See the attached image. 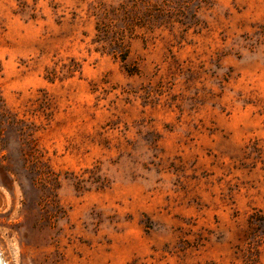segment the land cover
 <instances>
[{"label":"rangeland","instance_id":"1","mask_svg":"<svg viewBox=\"0 0 264 264\" xmlns=\"http://www.w3.org/2000/svg\"><path fill=\"white\" fill-rule=\"evenodd\" d=\"M125 1L0 0V98L59 181L0 135L2 259L264 264V0H188L197 27L142 22L122 62L93 41Z\"/></svg>","mask_w":264,"mask_h":264},{"label":"trees","instance_id":"2","mask_svg":"<svg viewBox=\"0 0 264 264\" xmlns=\"http://www.w3.org/2000/svg\"><path fill=\"white\" fill-rule=\"evenodd\" d=\"M188 3H190L188 0H155L154 3H144V0H127L108 11L99 9L100 16H98L96 24L97 34L93 42L106 44L107 53L115 58H120L124 62L127 57V49L121 37L124 33H132L136 27H141L142 22L146 21L152 30L161 27L172 28L174 22H179L186 29L197 27L199 23L196 9L199 7L190 6ZM186 15H190L191 22L189 24L183 22L181 18H186ZM198 31L195 30V32ZM128 73L133 75L130 70H128ZM49 74L53 76H48V80L53 81L55 72H49ZM8 129L17 132L20 139H22V149L20 150L23 160L22 169L25 173L32 175L30 177L32 185L38 184L43 189L52 192L53 189L57 188L59 181L50 167L41 160V155L35 149L33 140L29 138L34 131L32 124H26L22 120L16 119L14 114L4 108L3 101L0 98V135ZM9 171L19 177L18 170L10 167ZM90 172L93 174L91 183L100 181V176L97 175L99 173L98 167H94ZM107 184L106 178H103L99 182L98 188L103 189ZM260 212L256 215H260Z\"/></svg>","mask_w":264,"mask_h":264},{"label":"flooded vegetation","instance_id":"3","mask_svg":"<svg viewBox=\"0 0 264 264\" xmlns=\"http://www.w3.org/2000/svg\"><path fill=\"white\" fill-rule=\"evenodd\" d=\"M0 264H5V261H4V259H2V256H1V254H0ZM4 261V262H3Z\"/></svg>","mask_w":264,"mask_h":264},{"label":"bare ground","instance_id":"4","mask_svg":"<svg viewBox=\"0 0 264 264\" xmlns=\"http://www.w3.org/2000/svg\"><path fill=\"white\" fill-rule=\"evenodd\" d=\"M1 254V253H0ZM1 260V259H0ZM4 262V261H3Z\"/></svg>","mask_w":264,"mask_h":264}]
</instances>
